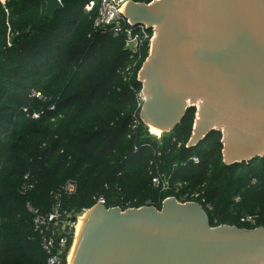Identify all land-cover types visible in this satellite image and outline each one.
<instances>
[{
    "label": "trees",
    "instance_id": "obj_1",
    "mask_svg": "<svg viewBox=\"0 0 264 264\" xmlns=\"http://www.w3.org/2000/svg\"><path fill=\"white\" fill-rule=\"evenodd\" d=\"M85 1L63 0L47 19L42 0H10L8 25L18 34L10 49L0 6V264H47L42 239L60 236L67 240L60 264H67L73 233L59 234L58 225L88 212L99 197L107 209L160 210L168 197L197 194L212 207L211 227H264V156L225 165L219 131L188 148L195 108L158 139L143 124L132 129L126 37L94 33L95 11L86 14ZM147 56L144 49L137 70ZM158 172L170 177V190L152 187ZM68 181L77 184L71 197L63 193ZM27 204L43 217L59 205V222L37 229ZM244 216L254 224L242 223Z\"/></svg>",
    "mask_w": 264,
    "mask_h": 264
},
{
    "label": "water",
    "instance_id": "obj_2",
    "mask_svg": "<svg viewBox=\"0 0 264 264\" xmlns=\"http://www.w3.org/2000/svg\"><path fill=\"white\" fill-rule=\"evenodd\" d=\"M42 2L47 19L62 8ZM125 14L156 33L139 73L143 123L170 133L195 108L188 148L219 131L225 165L263 157L264 0L131 2ZM93 209L71 264H264V227H211L196 202Z\"/></svg>",
    "mask_w": 264,
    "mask_h": 264
},
{
    "label": "built area",
    "instance_id": "obj_3",
    "mask_svg": "<svg viewBox=\"0 0 264 264\" xmlns=\"http://www.w3.org/2000/svg\"><path fill=\"white\" fill-rule=\"evenodd\" d=\"M9 1L10 0H0V6L5 16L7 25L10 16V10L7 6ZM62 1L63 0H58V2L61 4ZM154 1L157 0H86L83 7V11L86 14H90L95 11V17L93 19V26H92L94 33H98L101 35L109 34L112 37H118L120 35H124L126 37L125 50L129 53V58L133 63H131V65L127 66L124 69L123 80L129 85V88L134 94V98H135L136 106H135V111L132 114V121H131L132 129H136L141 124L146 126L140 118V111L142 109L143 104L146 102L147 97L144 95L142 91V81L139 78V73L142 67L139 70H137V66L138 63L142 60V52L144 49H147L149 55L156 33L154 27H147L146 25H141V24L133 25L127 19L126 14L124 12V8L126 9L128 5L131 4V2L150 4ZM17 36H18L17 33L14 34L11 32L8 25L6 48L10 49L13 47L14 39ZM134 79L141 85V88L139 90H136L133 84ZM31 96L38 99H42L40 93L32 92ZM146 127L148 128V132H149L150 127L148 126ZM158 138H160V136ZM191 161L195 165L199 163L198 159L195 157L192 158ZM151 185L154 189H158L163 192L168 191L170 190V177L166 176L164 173L158 172L152 178ZM176 187H180V184H176ZM76 191H77V184L75 181H68L63 186V193L68 197L75 195ZM197 198L198 195L195 194L191 196V200H182V201L177 200V201L180 203L196 202L204 209L205 212L206 211L211 212L212 207L209 204L205 203L204 200H201V202H197L196 201ZM104 204H105L104 198L99 197L97 199V203L95 206L104 207ZM26 208L28 209V211L34 214L35 216L34 225L37 229L45 228L46 230H48L49 225L51 223H57L60 220L59 205H56L53 208L52 212L47 217L39 216L38 212L33 210L29 204L26 205ZM241 221L242 223H248L253 225L255 220L252 217L244 216L241 218ZM66 245H67V240L63 236H60L57 242H55V239L52 237L49 238L44 237L42 239V248L48 258L47 264H60ZM55 248L57 250L56 253H54Z\"/></svg>",
    "mask_w": 264,
    "mask_h": 264
},
{
    "label": "bare ground",
    "instance_id": "obj_4",
    "mask_svg": "<svg viewBox=\"0 0 264 264\" xmlns=\"http://www.w3.org/2000/svg\"><path fill=\"white\" fill-rule=\"evenodd\" d=\"M125 11H126V9L124 8V12H125ZM150 130H151L153 133H155V134H158V135L162 134V132H161L160 130H157V129L153 128V127H150ZM152 132H151V133H152ZM157 137H159V136H157ZM95 209H96V208H95ZM95 209H93V210H89L88 212H86V213L83 215V217H81V218L78 220V222H77V224H76V226H75L74 239H73V243H72L71 249H70V251H69V256H68L67 264H71L72 259H73V256H74V253H75V250H76V247H77V244H78L79 239H80V236H81L82 231H83V229H84V227H85L86 221H87L88 217L90 216V214H91Z\"/></svg>",
    "mask_w": 264,
    "mask_h": 264
},
{
    "label": "rangeland",
    "instance_id": "obj_5",
    "mask_svg": "<svg viewBox=\"0 0 264 264\" xmlns=\"http://www.w3.org/2000/svg\"><path fill=\"white\" fill-rule=\"evenodd\" d=\"M150 132H152L151 130L149 131V133ZM150 135L151 136H153V137H155V138H157L158 139V137L157 136H161L162 134H160V135H158V134H155V133H150ZM192 158H194V157H192ZM191 158V159H192ZM196 158V157H195ZM190 159V160H191ZM168 198H170V197H168ZM87 212V211H86ZM86 212H84L83 214H81V215H79V216H77V215H69V216H66L65 217V219H64V221L61 223V224H59L58 225V230H57V232L59 233V234H61L63 231H69V230H71L72 231V233H73V238H74V232H75V226H76V224H77V222H78V220L81 218V217H83V215L86 213ZM76 218V222L74 223V224H72V223H70V219L71 218ZM241 221V220H240ZM242 222V221H241ZM254 224V223H253ZM73 243V242H72ZM72 246V245H71ZM69 253V252H68ZM67 256H69L68 254H67ZM67 260V259H66Z\"/></svg>",
    "mask_w": 264,
    "mask_h": 264
},
{
    "label": "crops",
    "instance_id": "obj_6",
    "mask_svg": "<svg viewBox=\"0 0 264 264\" xmlns=\"http://www.w3.org/2000/svg\"><path fill=\"white\" fill-rule=\"evenodd\" d=\"M145 3H148V2H145Z\"/></svg>",
    "mask_w": 264,
    "mask_h": 264
}]
</instances>
